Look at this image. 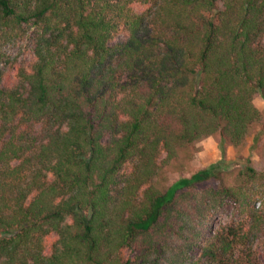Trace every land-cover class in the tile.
<instances>
[{
    "label": "trees",
    "instance_id": "16d2710c",
    "mask_svg": "<svg viewBox=\"0 0 264 264\" xmlns=\"http://www.w3.org/2000/svg\"><path fill=\"white\" fill-rule=\"evenodd\" d=\"M257 95L264 0H0V264H264V172L157 187L180 149L243 145Z\"/></svg>",
    "mask_w": 264,
    "mask_h": 264
},
{
    "label": "rangeland",
    "instance_id": "374dc122",
    "mask_svg": "<svg viewBox=\"0 0 264 264\" xmlns=\"http://www.w3.org/2000/svg\"><path fill=\"white\" fill-rule=\"evenodd\" d=\"M11 53L18 62L5 79L8 80L16 73V66L26 64L31 60L29 51H20L18 48ZM255 106L260 110L262 118L254 123L246 136L243 145L235 147L220 135L207 137L186 149H180L177 157L166 167L157 180V187L165 192L175 182L183 178H190L199 170L205 169L212 164H218L220 172L215 178L198 184V188L221 186L238 187L244 186L247 166L258 172H264V98L257 95L254 99ZM264 212V201L257 204ZM234 218V219H233ZM230 209H222L214 213L210 223L211 231L220 225L228 224L236 220ZM256 251L264 261V237L256 240Z\"/></svg>",
    "mask_w": 264,
    "mask_h": 264
}]
</instances>
